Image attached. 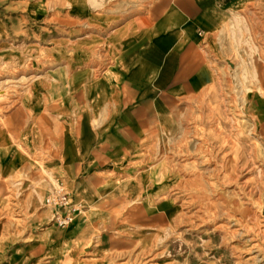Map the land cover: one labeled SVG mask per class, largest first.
Segmentation results:
<instances>
[{
    "label": "rangeland",
    "instance_id": "rangeland-1",
    "mask_svg": "<svg viewBox=\"0 0 264 264\" xmlns=\"http://www.w3.org/2000/svg\"><path fill=\"white\" fill-rule=\"evenodd\" d=\"M71 1L0 2V264H264V6L248 2L236 14L255 21L215 38L231 52L172 49L170 86L135 100L145 121L158 123V107L173 127L112 159L96 158V138L121 125L115 104L67 102L74 85L114 83ZM86 1L110 13L144 2L118 24L130 35L174 4ZM194 60L214 80L185 91L174 77ZM57 184L84 206L63 229L44 204Z\"/></svg>",
    "mask_w": 264,
    "mask_h": 264
},
{
    "label": "crops",
    "instance_id": "crops-1",
    "mask_svg": "<svg viewBox=\"0 0 264 264\" xmlns=\"http://www.w3.org/2000/svg\"><path fill=\"white\" fill-rule=\"evenodd\" d=\"M0 2H11V0H0ZM248 2L264 6V0H174L168 14L155 16V26L144 31L134 29L131 35L127 34L129 26H118V24L132 16V8L146 6L144 2H130L126 5L129 6V10L124 12L114 10L112 13L102 11L93 2L86 0H72L69 3L71 20L82 22L83 31L86 28L90 31L84 34L81 40L92 42L97 38V52L99 57L104 56L99 58L98 63L104 66L103 71L109 69V65H113L114 83L107 81L106 77L103 78L104 80L99 78L93 93L89 94L87 88L89 84H84L81 87L74 85V88H70L71 94L67 95V98H71L76 104H115L114 118L119 119L121 125L117 127L115 122L114 127L106 126L98 132L96 144L99 148L97 155L95 154L96 158L105 151H108L112 159H116L119 158L122 150L129 147L139 150L143 141L153 136L155 127L164 131L168 124L169 128L173 127V123L165 120L164 114L158 107V123L155 125V121H145L144 110L138 108L135 97L139 101H144L143 98L149 91L147 88L170 86V75L176 60L174 56L178 54L172 49L184 45L188 50L205 48L216 55L231 52L230 48L227 52H223L220 43H215V38L221 36L227 24L234 27L239 23L248 27L246 23L255 21L256 17L253 14L252 16L236 14ZM194 62L192 66L181 68L182 72L174 77L175 84L179 86L182 84V89L185 91L198 92L200 88L211 84L209 82L214 80L211 70L205 67L203 62L198 63L196 60ZM88 68L94 70L93 67ZM187 78L189 83H183ZM141 87L144 89H140ZM178 88L177 93L181 92V87ZM69 98L67 102L70 101ZM162 120H165L164 127L160 125ZM124 124H131L133 129L125 127L123 129ZM148 124L150 126L146 128ZM142 128L146 129L143 131ZM81 150L87 156V150L82 148ZM93 153L91 149L88 156ZM91 164L93 167L95 162L92 161L89 165ZM145 209L151 216L152 211L147 206Z\"/></svg>",
    "mask_w": 264,
    "mask_h": 264
},
{
    "label": "built area",
    "instance_id": "built-area-1",
    "mask_svg": "<svg viewBox=\"0 0 264 264\" xmlns=\"http://www.w3.org/2000/svg\"><path fill=\"white\" fill-rule=\"evenodd\" d=\"M46 207L54 209V225L58 228L71 226L83 212V203L62 184H57L44 200Z\"/></svg>",
    "mask_w": 264,
    "mask_h": 264
},
{
    "label": "bare ground",
    "instance_id": "bare-ground-1",
    "mask_svg": "<svg viewBox=\"0 0 264 264\" xmlns=\"http://www.w3.org/2000/svg\"><path fill=\"white\" fill-rule=\"evenodd\" d=\"M6 96V95H5ZM6 101V100H5ZM7 101H9V100H7ZM229 179V178H228ZM235 180H237V178L235 177ZM237 182V181H236ZM245 195V194H244ZM246 195H248V194H246ZM249 214V213H248ZM249 218V217H248ZM254 219V218H253ZM251 220V219H250ZM252 221V220H251ZM254 221V220H253ZM250 232V231H249ZM249 240V239H248Z\"/></svg>",
    "mask_w": 264,
    "mask_h": 264
}]
</instances>
